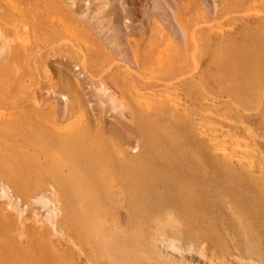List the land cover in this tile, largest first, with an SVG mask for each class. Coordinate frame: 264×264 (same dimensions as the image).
Returning a JSON list of instances; mask_svg holds the SVG:
<instances>
[{"label":"rangeland","instance_id":"1","mask_svg":"<svg viewBox=\"0 0 264 264\" xmlns=\"http://www.w3.org/2000/svg\"><path fill=\"white\" fill-rule=\"evenodd\" d=\"M0 53V264H264V174L150 112L216 100L264 173V0H0Z\"/></svg>","mask_w":264,"mask_h":264},{"label":"bare ground","instance_id":"2","mask_svg":"<svg viewBox=\"0 0 264 264\" xmlns=\"http://www.w3.org/2000/svg\"><path fill=\"white\" fill-rule=\"evenodd\" d=\"M156 85H157L156 88L161 90L160 92H162V97L159 100L157 99L158 100L157 104L154 105V107H152L150 112L154 111L156 114V112H159L158 109L161 110L163 108H166L170 111L167 114L168 116L169 114L172 113L173 117L178 116L177 119H179V117L183 118L187 123L191 124L193 128L192 130L194 134L196 135V137L201 139L209 148H211L213 150V153L217 157H219L226 164V166L229 165L232 168H236L242 171L247 176V179H249L248 181H250V184L255 185L256 182H258V179L255 176V174L257 173V171H260V173L264 174L263 166H262L263 156L257 145L256 137L254 135L253 129L249 125H247L245 122L236 120V117L233 118L234 116L230 115L231 112L229 114L227 112H224L221 103H217L215 99H214L215 101L213 102L210 101L208 98H206V95H202L201 97L202 102L195 106L193 104H188L189 98H187V96L185 95V92L178 91L179 87L178 88L177 86L174 87L175 84L173 85L172 83H165V82L160 81V82H157ZM144 115H147V114H144ZM61 139L59 138V140ZM75 139H79V138H75L74 135L68 136L66 138L63 137V141L61 140V143L64 142L65 147H67V145H70V143H72ZM38 196L35 199L33 198L34 199L32 200L33 204L38 208V211L42 212V214H40L41 218L46 223H48L49 225H52V227L55 228L54 223L58 216L57 210L50 209V200L48 197H45L44 195L41 197L40 195ZM49 196H52V195H49ZM0 199L2 200L10 199L9 194L7 190L5 189V187H1L0 189ZM11 208H14L13 205L7 206L5 211L10 210ZM18 213H19L18 217L22 219L21 217H23L24 210ZM14 222L18 223V221H14ZM174 241L161 239L160 245L157 246L158 247V251L156 250L157 253L160 252V254L163 256H166V257L170 256V257L175 258L177 256L176 253L178 254L180 250H179V247L176 246V243ZM189 252L192 253L188 249V253ZM79 254H81V251ZM181 256L183 257V255ZM163 259L165 258L163 257Z\"/></svg>","mask_w":264,"mask_h":264}]
</instances>
